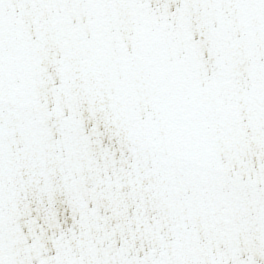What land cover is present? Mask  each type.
I'll return each mask as SVG.
<instances>
[{
    "label": "snow or ice",
    "instance_id": "1",
    "mask_svg": "<svg viewBox=\"0 0 264 264\" xmlns=\"http://www.w3.org/2000/svg\"><path fill=\"white\" fill-rule=\"evenodd\" d=\"M0 264H264V0H0Z\"/></svg>",
    "mask_w": 264,
    "mask_h": 264
}]
</instances>
